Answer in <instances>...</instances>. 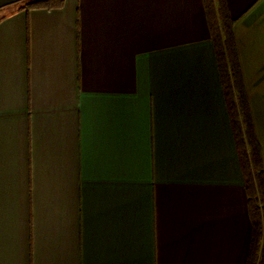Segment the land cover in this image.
<instances>
[{
  "label": "crops",
  "instance_id": "crops-1",
  "mask_svg": "<svg viewBox=\"0 0 264 264\" xmlns=\"http://www.w3.org/2000/svg\"><path fill=\"white\" fill-rule=\"evenodd\" d=\"M0 0V264H245L253 221L202 0ZM264 171V0H225Z\"/></svg>",
  "mask_w": 264,
  "mask_h": 264
},
{
  "label": "trees",
  "instance_id": "trees-1",
  "mask_svg": "<svg viewBox=\"0 0 264 264\" xmlns=\"http://www.w3.org/2000/svg\"><path fill=\"white\" fill-rule=\"evenodd\" d=\"M61 3L62 0H27L23 8H53ZM202 3L223 93L237 132L239 163L253 221L245 264H264V171L237 56L234 19L225 0H202Z\"/></svg>",
  "mask_w": 264,
  "mask_h": 264
}]
</instances>
